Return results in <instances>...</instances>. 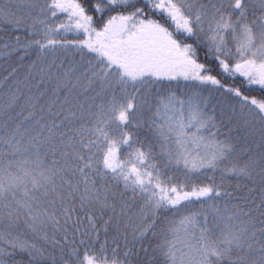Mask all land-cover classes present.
<instances>
[{"label": "snow or ice", "instance_id": "6c2138e0", "mask_svg": "<svg viewBox=\"0 0 264 264\" xmlns=\"http://www.w3.org/2000/svg\"><path fill=\"white\" fill-rule=\"evenodd\" d=\"M0 264H264V0H0Z\"/></svg>", "mask_w": 264, "mask_h": 264}]
</instances>
